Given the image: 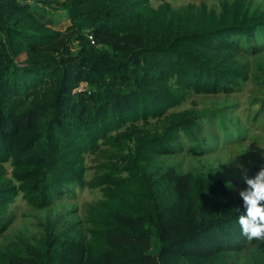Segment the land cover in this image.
Masks as SVG:
<instances>
[{
    "label": "trees",
    "instance_id": "trees-1",
    "mask_svg": "<svg viewBox=\"0 0 264 264\" xmlns=\"http://www.w3.org/2000/svg\"><path fill=\"white\" fill-rule=\"evenodd\" d=\"M152 1L0 0V236L19 194L39 209L86 187L102 194L85 226L41 221L39 235L0 248V264H236L228 257L258 242L242 235L243 200L220 169L157 159L187 145L205 154L216 121L230 135L224 114L176 108L241 90L264 14L245 0L219 12ZM89 154L101 157L90 178ZM247 264H264L262 244Z\"/></svg>",
    "mask_w": 264,
    "mask_h": 264
},
{
    "label": "rangeland",
    "instance_id": "rangeland-1",
    "mask_svg": "<svg viewBox=\"0 0 264 264\" xmlns=\"http://www.w3.org/2000/svg\"><path fill=\"white\" fill-rule=\"evenodd\" d=\"M224 1L233 0H169L175 9L185 8L193 5L194 9H199L203 3L210 9L217 12L221 9ZM160 0H153L152 4L157 7ZM251 13L264 14V0H245ZM50 11V10H49ZM50 14H53L49 12ZM53 17L58 21L55 26L64 29L69 20L63 11L56 12ZM53 18V19H54ZM54 19V20H55ZM77 47V42L73 43ZM242 61L248 63L249 77L242 83L240 91L232 94H196L192 93L180 107L183 109L195 107L199 111H217L223 116L225 124L228 126V137L224 136L218 127L219 121L211 128L206 129L204 134L209 139L207 151L203 155H193L187 150L175 155H165L157 159V163L175 165L179 171L186 172L190 169L198 171H212L220 169L224 178L236 192H240L247 187L241 175L238 164H243L249 169L248 175L254 176L261 168H264V50L251 57H242ZM230 106V107H229ZM257 115V117H256ZM235 123V125H232ZM206 129V130H205ZM235 161H230L236 155L243 153ZM101 157L89 154L87 164L89 171L88 178L92 177L98 170ZM11 170L10 165H6ZM99 189L86 187L76 190V195L72 198H60L47 208H36L30 205L22 194H19L14 204L10 207V213L14 214V220L9 229L0 236V248L17 240L19 237L39 235L41 221H50L65 214L69 219L78 222L79 226H85L87 209L90 203L101 197ZM264 242L251 243L238 253H232L228 257L229 261L236 264H247L249 257L255 252L257 245Z\"/></svg>",
    "mask_w": 264,
    "mask_h": 264
},
{
    "label": "clouds",
    "instance_id": "clouds-1",
    "mask_svg": "<svg viewBox=\"0 0 264 264\" xmlns=\"http://www.w3.org/2000/svg\"><path fill=\"white\" fill-rule=\"evenodd\" d=\"M244 153L224 163H231ZM237 167L240 168L242 178L247 185L239 192L245 210L238 219L241 233L249 241L264 242V168H261L254 176H249V169L243 164H238Z\"/></svg>",
    "mask_w": 264,
    "mask_h": 264
},
{
    "label": "built area",
    "instance_id": "built-area-1",
    "mask_svg": "<svg viewBox=\"0 0 264 264\" xmlns=\"http://www.w3.org/2000/svg\"><path fill=\"white\" fill-rule=\"evenodd\" d=\"M92 37V36H91Z\"/></svg>",
    "mask_w": 264,
    "mask_h": 264
}]
</instances>
